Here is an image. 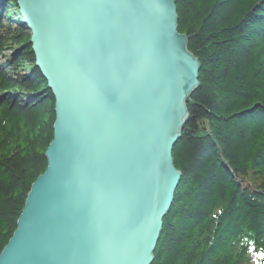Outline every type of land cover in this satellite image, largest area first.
Returning <instances> with one entry per match:
<instances>
[{"label":"water","instance_id":"obj_1","mask_svg":"<svg viewBox=\"0 0 264 264\" xmlns=\"http://www.w3.org/2000/svg\"><path fill=\"white\" fill-rule=\"evenodd\" d=\"M54 100L47 167L0 264H152L200 62L176 0H17Z\"/></svg>","mask_w":264,"mask_h":264},{"label":"trees","instance_id":"obj_2","mask_svg":"<svg viewBox=\"0 0 264 264\" xmlns=\"http://www.w3.org/2000/svg\"><path fill=\"white\" fill-rule=\"evenodd\" d=\"M199 86L152 264H264V0H176ZM17 0H0V253L46 167L55 100Z\"/></svg>","mask_w":264,"mask_h":264}]
</instances>
